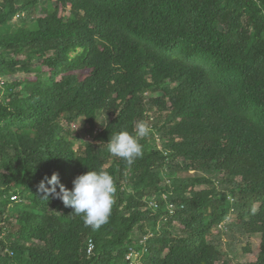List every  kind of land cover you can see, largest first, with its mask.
<instances>
[{"label":"trees","instance_id":"trees-1","mask_svg":"<svg viewBox=\"0 0 264 264\" xmlns=\"http://www.w3.org/2000/svg\"><path fill=\"white\" fill-rule=\"evenodd\" d=\"M40 3L0 0V264H130L132 247L141 264H233L216 231L232 209L264 264V0ZM141 121L143 156L111 155ZM101 170L116 191L98 229L40 189Z\"/></svg>","mask_w":264,"mask_h":264},{"label":"clouds","instance_id":"clouds-1","mask_svg":"<svg viewBox=\"0 0 264 264\" xmlns=\"http://www.w3.org/2000/svg\"><path fill=\"white\" fill-rule=\"evenodd\" d=\"M150 127L145 122H137L132 133L128 131L113 135L108 141L107 149L111 155L133 163L135 159L144 154V146L141 139L150 134ZM40 184V189L48 195L58 197L66 207H71L76 215H83L86 226L94 229L106 224L114 205V193L116 191L113 178L107 172L87 171L76 176L73 180V188L68 189L61 183L59 174L54 172L50 178L46 177ZM50 185V187H49ZM59 187V191H57ZM253 208L252 212L255 213Z\"/></svg>","mask_w":264,"mask_h":264},{"label":"rangeland","instance_id":"rangeland-1","mask_svg":"<svg viewBox=\"0 0 264 264\" xmlns=\"http://www.w3.org/2000/svg\"><path fill=\"white\" fill-rule=\"evenodd\" d=\"M47 6V0H41L40 5L38 6L39 10H41L42 7ZM25 14H22L21 16H17L15 19L16 26L21 25L22 18L25 17ZM39 65V63H37ZM27 75L24 73H17L15 75L16 79H23ZM1 97L6 94V89L4 92L2 91ZM161 95L160 93L155 92H147L146 93V100L148 102V108H149V115L153 117V122L156 116L159 114V108L156 104H154L151 100L157 96ZM151 122V121H150ZM156 123H154L153 127ZM150 128H153L151 123L148 124ZM159 126H162V122L159 123ZM72 130L76 132L78 135L77 141H75V147L77 149H82L84 142L90 141L91 137L87 133V124L84 120L80 119L77 123H75L73 126L70 127ZM101 128V123L98 125V129ZM168 176L167 174H164ZM219 186V185H218ZM207 185H199L197 186L198 190L201 189H207ZM21 203V200L14 199L11 207L10 212H17L21 210L22 208L19 206ZM258 208V206H257ZM14 221V220H12ZM217 232L221 233V236L218 237V241L221 242L222 250L231 258L234 259V263L240 262L244 264H249L253 262L259 253L260 249V243H261V237L259 235H244L242 232V229L238 222L237 214L235 213V210H231L229 213V217L222 223L220 227L216 229ZM250 247V253H246L244 251V248Z\"/></svg>","mask_w":264,"mask_h":264},{"label":"built area","instance_id":"built-area-1","mask_svg":"<svg viewBox=\"0 0 264 264\" xmlns=\"http://www.w3.org/2000/svg\"><path fill=\"white\" fill-rule=\"evenodd\" d=\"M5 83L4 78L0 75V88L3 86V84ZM13 199H18L17 196H13ZM151 206L155 205L158 206L157 203H155L154 201H151ZM145 241V239L142 241V243ZM95 249V241L93 239H90L88 241V254L91 255L93 254ZM142 254L143 251L138 250L137 248L132 247L130 252L127 254L126 256V261L129 262L130 264H141V260H142Z\"/></svg>","mask_w":264,"mask_h":264}]
</instances>
